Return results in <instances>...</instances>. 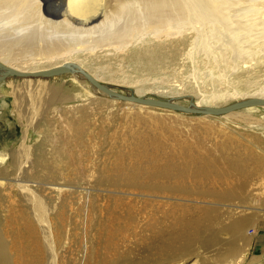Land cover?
Returning a JSON list of instances; mask_svg holds the SVG:
<instances>
[{
    "label": "rangeland",
    "instance_id": "rangeland-1",
    "mask_svg": "<svg viewBox=\"0 0 264 264\" xmlns=\"http://www.w3.org/2000/svg\"><path fill=\"white\" fill-rule=\"evenodd\" d=\"M15 1L0 0V57L21 69L70 60L189 105L218 88L215 53H242L200 25L106 39L113 18L148 14L145 0ZM59 44L75 52L47 53ZM33 80L0 81V264H264V108L200 115L115 100L73 73Z\"/></svg>",
    "mask_w": 264,
    "mask_h": 264
},
{
    "label": "bare ground",
    "instance_id": "bare-ground-1",
    "mask_svg": "<svg viewBox=\"0 0 264 264\" xmlns=\"http://www.w3.org/2000/svg\"><path fill=\"white\" fill-rule=\"evenodd\" d=\"M3 1L7 2L8 4L13 3L12 2L13 0H3ZM163 1L164 0H145L146 4L143 1V3L146 5L147 10L149 11L148 14L141 13L140 16L142 18L138 19V21L132 19L127 21L126 24L118 26L120 20H116L115 18H113L111 27L114 28L109 29L111 30V32H109V36L106 39L114 40V42H116L119 46H127L142 42L146 38H150V39H146V41L152 40V37H156V38L158 37L159 39L161 37H164L162 38L164 40L169 39L171 37H181V36L183 37V35L189 32L191 27H195L196 25H200L202 27L203 26L209 27L210 28L209 31L213 33V35L215 31H218L217 33H221L222 30L226 31L231 36V39H233L235 42L238 43V45L240 46L239 49L242 53H237V51L230 52L229 51L230 49L227 48H224V50H220L219 51L220 53H215L214 58L208 61V66L210 68L211 73L213 72L214 82L220 78L219 86L217 89L215 88L214 91L210 92L206 96L203 95L204 97L202 99H193L190 97H186V99L190 102L189 105L199 108L220 107L219 105H215V103L220 101L227 102L234 98H236L238 101L240 100L245 101L253 98L264 99V0H189L187 4L181 3L183 0H181V2H178L180 0H172V4L175 6L173 7L172 11L166 13L162 11V13H160L161 12L160 10H162V7L164 5ZM16 2L17 0L14 3L17 4ZM133 2L135 4H133ZM124 3H126V1L123 2L122 4ZM128 4L130 6L132 4L137 5L138 8H142L139 5V0H132L131 2L127 3V5L126 4L122 5V7L123 8L124 6L128 7ZM122 7L120 6L117 12H121ZM131 7H133L135 11L139 10V9H135L134 6ZM155 9L159 11L157 12L155 11L156 13H154ZM128 10H130L129 7ZM128 10H126V12ZM191 11L193 12L192 14L190 13ZM92 15L93 14L85 13L83 14L82 17H84L86 20H93ZM80 24L82 25L84 23H80ZM109 30L107 29V32ZM226 47L229 48V46ZM60 50L68 54L70 53L73 54L75 52V48L66 44L62 46L61 44H59L57 45V47L54 46L53 49L46 51L49 54L50 53L55 54V52H59ZM0 61L8 66L17 68L19 70L31 72V70L21 69L13 65V63H11V60L9 58L0 57ZM65 62L76 63L85 70H87L78 62H73L70 60ZM61 64H57L56 66H59ZM67 73H73L75 77L84 78L83 75L77 71H71ZM92 75L95 76L99 81H101L96 75L94 74ZM19 78H23V77H19ZM37 78H42V77H37ZM43 78H50V77H43ZM24 79L26 81L27 80L31 81L34 78L24 77L23 80ZM37 80L39 79H36V81ZM36 84L37 83H34L33 85L36 86ZM107 86L123 94H133L136 96L147 97V98H160L154 96H145V95L143 96L141 95V92L135 90L134 91L123 90V89L118 90L115 86H111V85H107ZM160 99H167L172 102L181 104L179 99L172 97L170 98L162 97ZM125 102H130V101H125ZM140 105L149 106L145 104H140ZM151 107H157V106H151ZM260 107L264 108V105H251L244 107L243 109L241 108L240 110H255ZM157 108H162V107H157ZM163 109H167V108H163ZM238 111L239 109L237 111L235 110L226 114H219V115L225 117L234 114L235 112ZM204 115H212V114H204ZM239 223L240 222L234 223L233 227L238 226Z\"/></svg>",
    "mask_w": 264,
    "mask_h": 264
},
{
    "label": "water",
    "instance_id": "water-1",
    "mask_svg": "<svg viewBox=\"0 0 264 264\" xmlns=\"http://www.w3.org/2000/svg\"><path fill=\"white\" fill-rule=\"evenodd\" d=\"M71 71H77L80 74L83 75V77L90 82V84L100 90L101 92L109 95L112 98L123 100V101H130L135 102L139 104H145L149 106H157L162 108H167L171 110H177L187 113H196V114H213V115H219V114H226L247 106L251 105H264V99L260 98H253L241 102H235L233 104H229L226 106L221 107H195L192 105H183L178 104L176 102H172L167 99H160V98H147V97H140L133 94H123L121 92H118L111 87H108L101 81H99L95 76H93L89 71L85 70L81 66H79L76 63L72 62H65L59 66H54L51 68L36 70V71H23L19 70L17 68L8 66L0 61V81L6 80L9 77H30V78H37V77H53L57 75H61L67 72Z\"/></svg>",
    "mask_w": 264,
    "mask_h": 264
},
{
    "label": "crops",
    "instance_id": "crops-1",
    "mask_svg": "<svg viewBox=\"0 0 264 264\" xmlns=\"http://www.w3.org/2000/svg\"><path fill=\"white\" fill-rule=\"evenodd\" d=\"M261 263H264V255H262Z\"/></svg>",
    "mask_w": 264,
    "mask_h": 264
}]
</instances>
